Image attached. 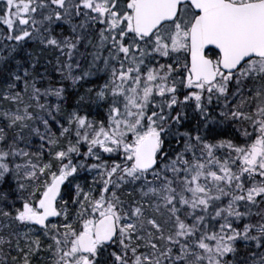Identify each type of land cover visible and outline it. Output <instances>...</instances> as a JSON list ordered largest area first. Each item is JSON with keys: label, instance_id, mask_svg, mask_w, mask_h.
Here are the masks:
<instances>
[{"label": "snow or ice", "instance_id": "6c2138e0", "mask_svg": "<svg viewBox=\"0 0 264 264\" xmlns=\"http://www.w3.org/2000/svg\"><path fill=\"white\" fill-rule=\"evenodd\" d=\"M0 25V264H264V0Z\"/></svg>", "mask_w": 264, "mask_h": 264}, {"label": "trees", "instance_id": "16d2710c", "mask_svg": "<svg viewBox=\"0 0 264 264\" xmlns=\"http://www.w3.org/2000/svg\"><path fill=\"white\" fill-rule=\"evenodd\" d=\"M0 26H3V25H0ZM2 28H4V26L2 27ZM1 29V28H0ZM4 30H5V28H4ZM49 58H51V57H49ZM93 83H95V81H93ZM38 141H33V143L35 144V143H37ZM105 159H108L109 157L106 155L105 157H104ZM114 158V157H113ZM89 162H91V161H89ZM79 179H81V180H83L84 179V177L83 176H81V177H79ZM38 234V233H37ZM242 247V251H241V253H239L240 255H243L244 254V252H243V246H241ZM252 249H249V251H251Z\"/></svg>", "mask_w": 264, "mask_h": 264}, {"label": "rangeland", "instance_id": "374dc122", "mask_svg": "<svg viewBox=\"0 0 264 264\" xmlns=\"http://www.w3.org/2000/svg\"><path fill=\"white\" fill-rule=\"evenodd\" d=\"M2 27H3V26H0V28H1V29H0V32L4 31V28H2Z\"/></svg>", "mask_w": 264, "mask_h": 264}]
</instances>
